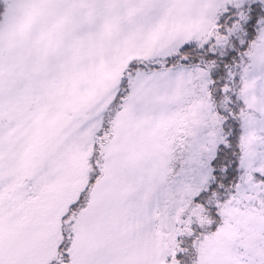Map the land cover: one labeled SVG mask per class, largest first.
Listing matches in <instances>:
<instances>
[{
  "label": "snow or ice",
  "instance_id": "1",
  "mask_svg": "<svg viewBox=\"0 0 264 264\" xmlns=\"http://www.w3.org/2000/svg\"><path fill=\"white\" fill-rule=\"evenodd\" d=\"M0 264H264V0H0Z\"/></svg>",
  "mask_w": 264,
  "mask_h": 264
}]
</instances>
